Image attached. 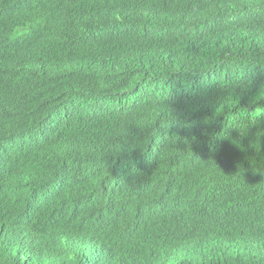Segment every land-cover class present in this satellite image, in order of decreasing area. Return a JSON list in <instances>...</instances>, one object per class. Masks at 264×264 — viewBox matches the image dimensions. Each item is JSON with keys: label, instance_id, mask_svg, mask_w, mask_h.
Instances as JSON below:
<instances>
[{"label": "trees", "instance_id": "trees-1", "mask_svg": "<svg viewBox=\"0 0 264 264\" xmlns=\"http://www.w3.org/2000/svg\"><path fill=\"white\" fill-rule=\"evenodd\" d=\"M261 4L0 0V264H264Z\"/></svg>", "mask_w": 264, "mask_h": 264}, {"label": "clouds", "instance_id": "clouds-1", "mask_svg": "<svg viewBox=\"0 0 264 264\" xmlns=\"http://www.w3.org/2000/svg\"><path fill=\"white\" fill-rule=\"evenodd\" d=\"M259 8H264V4H261L258 6ZM61 246L67 247L68 241L66 239H62ZM115 251V259L116 261H120L122 256L124 255L123 250L121 248H117ZM78 249L76 248H69L68 252L64 254L63 256H59L56 253H49L46 256H44L40 260V264H56L57 259L60 260H67L71 262L73 259L77 258ZM172 255V252L165 246V249L162 254H158L156 257H149L146 256L144 258L145 264H153V261L155 264H170V256Z\"/></svg>", "mask_w": 264, "mask_h": 264}]
</instances>
